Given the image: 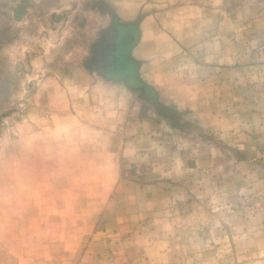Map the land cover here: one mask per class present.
<instances>
[{
	"label": "rangeland",
	"instance_id": "obj_1",
	"mask_svg": "<svg viewBox=\"0 0 264 264\" xmlns=\"http://www.w3.org/2000/svg\"><path fill=\"white\" fill-rule=\"evenodd\" d=\"M0 264H264V0H0Z\"/></svg>",
	"mask_w": 264,
	"mask_h": 264
},
{
	"label": "trees",
	"instance_id": "obj_2",
	"mask_svg": "<svg viewBox=\"0 0 264 264\" xmlns=\"http://www.w3.org/2000/svg\"><path fill=\"white\" fill-rule=\"evenodd\" d=\"M113 17H114V24H115V27H116V30H117V33H116V39H115V41L117 42V45H116V47L114 48V50L113 49H111V50H109V51H107V55H106V59H107V61H108V63H109V60H111L112 59V56L114 55V54H117V52L120 50V52L119 53H123V52H121L122 50L121 49H119V47L118 46H120V45H125L126 46V44H127V47H128V49H127V56H128V59L126 58L125 60H127L128 61V63H130V64H132L134 67H135V69H136V74H137V78L140 80V78H139V75H138V68H139V63L138 62H136L132 57H131V50H132V48L135 46V44H136V42L138 41V35H139V22L138 23H129V24H120L119 23V20H118V18L116 17V16H114L113 15ZM130 50V52H128ZM124 56H125V54L123 55L122 54V58L124 59ZM113 60V59H112ZM107 67V66H106ZM105 67V68H106ZM104 68V69H105ZM116 72V71H115ZM107 81H109L108 79H106ZM141 81V80H140ZM112 82H114V83H119V81H112ZM142 82V81H141ZM143 83V82H142ZM145 86H146V88L154 95V97L156 96V94L155 93H153L154 92V90L151 88V87H149V86H147L145 83H143ZM153 91V92H152Z\"/></svg>",
	"mask_w": 264,
	"mask_h": 264
},
{
	"label": "water",
	"instance_id": "obj_3",
	"mask_svg": "<svg viewBox=\"0 0 264 264\" xmlns=\"http://www.w3.org/2000/svg\"><path fill=\"white\" fill-rule=\"evenodd\" d=\"M119 47V46H118ZM120 49V48H119ZM130 52V50L128 51ZM117 62L118 60H109L108 65H106L107 67L104 69H101L99 71L100 75H102L105 79H108L109 81H119V82H123L125 81L127 83V85L133 89V90H137L140 89L142 90L144 93H146L149 97H151L152 99L154 98V95L146 88V86L137 78V74L136 72L132 75V78L135 81V84H133L132 82H130L129 79H118L115 78L116 76L113 74L117 69Z\"/></svg>",
	"mask_w": 264,
	"mask_h": 264
},
{
	"label": "crops",
	"instance_id": "obj_4",
	"mask_svg": "<svg viewBox=\"0 0 264 264\" xmlns=\"http://www.w3.org/2000/svg\"><path fill=\"white\" fill-rule=\"evenodd\" d=\"M147 19V18H146ZM145 20V19H144ZM143 20H141L140 21V23H139V32L141 33V39L139 40V42H137L138 44H135V45H137V46H134V48H132V50H131V57L134 55V53H135V51H136V49L138 48V46L140 45V43H141V41H142V30H141V24L144 22H142ZM154 29V28H153ZM133 58V57H132ZM135 60H137V59H135ZM139 67H140V65H139Z\"/></svg>",
	"mask_w": 264,
	"mask_h": 264
},
{
	"label": "bare ground",
	"instance_id": "obj_5",
	"mask_svg": "<svg viewBox=\"0 0 264 264\" xmlns=\"http://www.w3.org/2000/svg\"><path fill=\"white\" fill-rule=\"evenodd\" d=\"M143 31H145V29H142Z\"/></svg>",
	"mask_w": 264,
	"mask_h": 264
},
{
	"label": "flooded vegetation",
	"instance_id": "obj_6",
	"mask_svg": "<svg viewBox=\"0 0 264 264\" xmlns=\"http://www.w3.org/2000/svg\"><path fill=\"white\" fill-rule=\"evenodd\" d=\"M122 52V51H121ZM122 54V53H121Z\"/></svg>",
	"mask_w": 264,
	"mask_h": 264
}]
</instances>
